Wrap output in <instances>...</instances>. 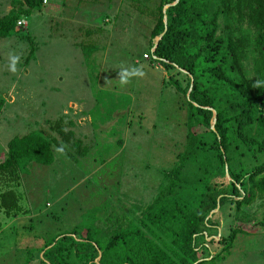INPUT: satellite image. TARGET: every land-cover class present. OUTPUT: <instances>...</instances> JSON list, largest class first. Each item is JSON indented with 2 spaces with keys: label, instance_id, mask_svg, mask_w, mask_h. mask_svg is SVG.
Segmentation results:
<instances>
[{
  "label": "rangeland",
  "instance_id": "obj_1",
  "mask_svg": "<svg viewBox=\"0 0 264 264\" xmlns=\"http://www.w3.org/2000/svg\"><path fill=\"white\" fill-rule=\"evenodd\" d=\"M13 1L0 0V18ZM158 4L46 0L23 17L27 27L0 38V161L11 140L31 132L64 146L58 152L53 145L52 165L23 170L18 185L0 182V195L13 189L20 203L11 217L0 206V264H39L45 243L61 234L86 237L88 228L107 243L117 231L114 222L146 207L175 165L185 144L187 105L152 57ZM10 55L19 57L15 72L8 69ZM135 68L144 75L121 85L119 71ZM59 121L74 139L62 140ZM263 206L264 199L248 209L245 228L255 232L238 235L230 255L213 264H264V228L254 225ZM234 218H222L217 239L229 234ZM209 241L201 240L206 259L223 248Z\"/></svg>",
  "mask_w": 264,
  "mask_h": 264
},
{
  "label": "trees",
  "instance_id": "obj_2",
  "mask_svg": "<svg viewBox=\"0 0 264 264\" xmlns=\"http://www.w3.org/2000/svg\"><path fill=\"white\" fill-rule=\"evenodd\" d=\"M45 1H13L0 18V38L19 32L23 17ZM158 2L150 46L187 105L184 148L151 202L113 221L117 231L107 243L89 228L80 239L61 234L45 243L39 264H213L230 255L238 235L255 232L245 227L248 209L264 199V0ZM4 106L0 100V115ZM61 122L55 128L69 142L75 134ZM53 145L64 150L38 132L11 140L0 182L18 185L29 165H52ZM0 206L16 216L15 190L0 195ZM225 215L234 223L217 239ZM254 225L264 228V206ZM204 238L218 240L222 250L201 257Z\"/></svg>",
  "mask_w": 264,
  "mask_h": 264
},
{
  "label": "clouds",
  "instance_id": "obj_3",
  "mask_svg": "<svg viewBox=\"0 0 264 264\" xmlns=\"http://www.w3.org/2000/svg\"><path fill=\"white\" fill-rule=\"evenodd\" d=\"M18 60H19L18 56H15V55H10L9 56V64H8L9 71L15 72L16 63H17ZM143 75H144L143 71L140 70L139 68H135V69H131V70L121 69L119 71V81H120V84L123 85V84H126L128 82V78L129 77H132V76L142 77ZM57 151L58 152L59 151H63V149L62 148H58Z\"/></svg>",
  "mask_w": 264,
  "mask_h": 264
},
{
  "label": "built area",
  "instance_id": "obj_4",
  "mask_svg": "<svg viewBox=\"0 0 264 264\" xmlns=\"http://www.w3.org/2000/svg\"><path fill=\"white\" fill-rule=\"evenodd\" d=\"M18 26L27 27V26H28V24H27V22H26L25 20H22V21H20V22L18 23ZM145 58H147V59H148V56H147V55H145Z\"/></svg>",
  "mask_w": 264,
  "mask_h": 264
},
{
  "label": "water",
  "instance_id": "obj_5",
  "mask_svg": "<svg viewBox=\"0 0 264 264\" xmlns=\"http://www.w3.org/2000/svg\"><path fill=\"white\" fill-rule=\"evenodd\" d=\"M159 39H160V38H159ZM159 39L156 40L155 44L158 42Z\"/></svg>",
  "mask_w": 264,
  "mask_h": 264
},
{
  "label": "crops",
  "instance_id": "obj_6",
  "mask_svg": "<svg viewBox=\"0 0 264 264\" xmlns=\"http://www.w3.org/2000/svg\"><path fill=\"white\" fill-rule=\"evenodd\" d=\"M45 246V245H44Z\"/></svg>",
  "mask_w": 264,
  "mask_h": 264
}]
</instances>
